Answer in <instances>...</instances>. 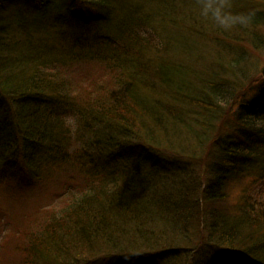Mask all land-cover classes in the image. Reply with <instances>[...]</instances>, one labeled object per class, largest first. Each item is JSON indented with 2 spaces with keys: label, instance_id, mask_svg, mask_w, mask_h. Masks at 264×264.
<instances>
[{
  "label": "trees",
  "instance_id": "16d2710c",
  "mask_svg": "<svg viewBox=\"0 0 264 264\" xmlns=\"http://www.w3.org/2000/svg\"><path fill=\"white\" fill-rule=\"evenodd\" d=\"M263 27L260 0H0V182L36 152L75 183L14 264H264ZM93 61L80 105L61 74Z\"/></svg>",
  "mask_w": 264,
  "mask_h": 264
},
{
  "label": "rangeland",
  "instance_id": "374dc122",
  "mask_svg": "<svg viewBox=\"0 0 264 264\" xmlns=\"http://www.w3.org/2000/svg\"><path fill=\"white\" fill-rule=\"evenodd\" d=\"M262 1L264 2V0H260V2ZM180 7H182V5H180ZM126 26V31L129 32L130 27L129 25ZM258 31L264 41V27L263 29L260 28ZM118 42L119 47H121L120 45L125 43L124 36H120ZM43 46L47 49H51V51H55V56L58 57L59 55L60 58L69 61L68 56L60 53L59 50L54 49V46L46 43H44ZM149 50H151V48H149ZM246 52L252 53L250 49ZM247 55L248 54L245 53L247 66H249L251 60L252 63L250 64V67L252 72L258 74V76L253 74L252 80L255 81V85L249 86L247 90L244 91V100L258 99L260 93H262L264 101V48L253 53V56L251 55L252 59H248ZM93 63L96 64L90 66L73 65L61 74L67 84V91L70 92L71 95H77L75 97L80 101V105H82L83 101L87 99L89 100V103H91V97L95 96V92L92 91L90 93L92 85L101 86L110 79L106 78L109 76V69L106 67L100 69L101 66H104L103 63L95 61H93ZM258 69L262 70V74L259 73ZM82 95H85L86 97L81 99ZM231 109L233 110L234 108ZM68 126L72 127L70 134H75V126L73 127V125L66 120L64 122L65 130ZM131 142L133 143L131 145L139 146L140 139L134 136V139H132ZM80 143L81 141L79 144ZM43 157L39 154L36 155L35 152L29 160L32 162V167L30 163L28 167L25 162L26 166L19 162L22 177H24V171L32 173L29 178L30 181H27L25 177L24 180L21 181V177L18 175V177H8L0 182V264H14L16 257H13L9 244L13 242L12 240H19L21 238L22 229L29 228L32 225V216L39 215L43 210H49L48 212H51L52 209L66 205L68 201H71V198H68L72 191V186L70 185H75V183L72 179L70 180V174L64 173L63 171H57L54 166L57 165V163H55L56 161L53 162V160H49L48 163H46L44 162ZM80 161L82 163V160ZM185 161H187L186 158ZM74 163L68 166L74 167V171L79 175V170L82 168L76 164H80V162L75 159ZM193 163L197 165L199 173L202 172L203 160H194ZM35 165L38 169H35ZM80 166L84 167L82 164ZM249 181H251V179L246 178L244 182ZM17 182H19L20 186L17 185ZM237 186L238 182L232 185V189ZM235 190L236 189H234V191L231 190L230 192L234 194L236 192ZM257 197L259 203L258 207L260 210L264 211V196ZM175 243L176 241L170 243V245L173 246ZM210 254L213 255L214 252L211 251Z\"/></svg>",
  "mask_w": 264,
  "mask_h": 264
},
{
  "label": "bare ground",
  "instance_id": "6f19581e",
  "mask_svg": "<svg viewBox=\"0 0 264 264\" xmlns=\"http://www.w3.org/2000/svg\"><path fill=\"white\" fill-rule=\"evenodd\" d=\"M214 251V253H217V255H221V254H223V252H220L219 250H215V249H213Z\"/></svg>",
  "mask_w": 264,
  "mask_h": 264
}]
</instances>
